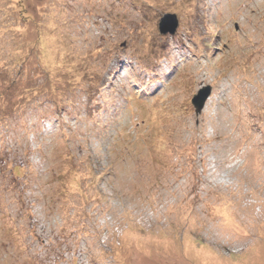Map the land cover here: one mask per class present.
Here are the masks:
<instances>
[{
	"label": "rangeland",
	"instance_id": "obj_1",
	"mask_svg": "<svg viewBox=\"0 0 264 264\" xmlns=\"http://www.w3.org/2000/svg\"><path fill=\"white\" fill-rule=\"evenodd\" d=\"M0 209V264H264V0H0Z\"/></svg>",
	"mask_w": 264,
	"mask_h": 264
},
{
	"label": "water",
	"instance_id": "obj_2",
	"mask_svg": "<svg viewBox=\"0 0 264 264\" xmlns=\"http://www.w3.org/2000/svg\"><path fill=\"white\" fill-rule=\"evenodd\" d=\"M169 22H172V25H168ZM178 28V19L173 14H166L159 23V32L161 34H171L174 35ZM212 88L205 87L201 89L192 99V105L195 109L196 115H200L204 110L207 101L211 97Z\"/></svg>",
	"mask_w": 264,
	"mask_h": 264
},
{
	"label": "bare ground",
	"instance_id": "obj_3",
	"mask_svg": "<svg viewBox=\"0 0 264 264\" xmlns=\"http://www.w3.org/2000/svg\"><path fill=\"white\" fill-rule=\"evenodd\" d=\"M210 99V98H209ZM208 102V101H207ZM207 104V103H206Z\"/></svg>",
	"mask_w": 264,
	"mask_h": 264
},
{
	"label": "trees",
	"instance_id": "obj_4",
	"mask_svg": "<svg viewBox=\"0 0 264 264\" xmlns=\"http://www.w3.org/2000/svg\"><path fill=\"white\" fill-rule=\"evenodd\" d=\"M0 212H1V209H0Z\"/></svg>",
	"mask_w": 264,
	"mask_h": 264
}]
</instances>
